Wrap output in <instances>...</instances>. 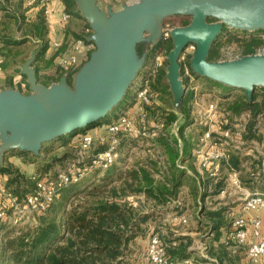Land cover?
Instances as JSON below:
<instances>
[{
	"label": "trees",
	"instance_id": "trees-1",
	"mask_svg": "<svg viewBox=\"0 0 264 264\" xmlns=\"http://www.w3.org/2000/svg\"><path fill=\"white\" fill-rule=\"evenodd\" d=\"M5 1L8 2L9 0ZM61 1L65 6V14L68 17L80 18L75 0ZM11 2L15 3L14 9L4 5L5 13L8 14L7 17H11L13 24L22 32L21 34H23V31L25 32L23 34L24 38L28 37V33L31 32L37 38V41L42 43L40 51L36 54V61H38L42 55L44 56L48 48L43 9L38 4L32 6H37L39 7L38 11L40 10L32 20L27 14L28 9L32 7L25 8L22 0H10L9 3ZM213 21L212 19L207 20L209 23ZM188 24L189 21L187 20L183 26H187ZM222 31H225V29ZM89 33L90 25L85 22L82 32L74 34L72 40L73 42L80 40L83 43L92 44L93 42L89 43L86 38ZM68 42L69 40H64L56 55L66 50ZM24 44L23 40L16 41L12 36H5L0 33V58L3 59L0 71H5L7 67L8 60H6V54L19 55L22 52L19 48H22ZM226 44H235L237 46L238 50H240L239 58L257 54L264 47V32L248 34L226 32L224 35L220 33L210 47L207 61H218L220 59V48ZM13 47L18 49H15L13 52ZM172 48L171 40H165L161 44H158V47L154 51H156L155 53L165 51L168 54ZM90 54H88V59ZM167 63L168 61L165 60V64ZM186 64L189 73L197 76L191 70L188 58ZM58 68L60 69V74H57L55 78L45 79L44 82L39 80L38 82L46 86L57 82L64 70L62 66H58ZM183 69L181 65L182 75L184 73ZM35 72L36 74L38 73L37 69H35ZM69 75L68 77L66 76L68 82L71 79ZM204 80L209 86L213 87L212 91L206 90V93H216L214 88L223 92L222 94L219 93L221 96L217 97L221 99L220 105L229 117L241 116L243 114L248 115L247 121L244 124L242 138L246 142L255 139L257 142L264 140L258 134V127L256 126L257 117L260 114H264V87L254 86L251 97L248 99L242 89H235L205 77ZM186 81L187 79H185V84ZM133 82L138 83L140 87L147 86L150 93L154 91L156 97L160 99H163V96H160L161 94H171L165 70L159 71L156 67L143 70L140 79ZM22 84L28 86L25 76H22L19 81L20 88ZM128 92L129 89L126 91L125 96ZM196 95L194 89H187L181 97L180 110L187 122L190 119L191 104ZM150 99L148 104L141 103L143 113L148 112V106L151 105ZM135 104L136 100L134 99L124 107H118L114 111L115 115L105 122L99 121L90 129L60 136L54 139L52 143L59 141L64 146H69L74 137H78L76 142H78V147L80 148L81 139L88 131L93 130L97 126L102 127L105 125V130L108 132V126L116 123L122 116L121 113L119 115L118 113L125 111ZM153 119L155 124H162V129L168 130L175 123L177 116L173 112L166 113L165 115L161 113ZM185 128L186 126H181L178 130V137L182 143V153L179 152V141L177 138L171 137L170 142L165 139L161 140L167 156V167L165 169H158L160 177L158 179H154L150 171L142 167L140 163H134L133 168L129 170L128 167H122L121 165L124 162H128V153L123 152L124 154H121L122 151H126L124 149L128 150V148H124L122 144L115 150L118 158L113 164L107 167L94 166L93 161L109 149L107 145H101L95 151L94 157L87 164L77 166L82 171L86 167L89 169H87L80 180L58 186L55 196L46 209L35 216L36 225L6 231L7 228L0 222V264H132L124 261L125 255L132 251L129 250V245H134L138 238H145L148 234L147 243L152 235L158 236L162 241L167 263L184 264L188 260L191 264H212L210 259L213 258L194 259L192 257L194 252L190 249L192 246L191 237L184 235L170 237L169 239L168 237H162L157 228L151 230V224L160 219V217H156V212L144 214L140 211L141 206H132L124 200L127 193H136L144 195V197L153 202V207L158 208L166 207L172 200H176L177 194L184 187L189 188V194L194 199H197V197L203 199L205 197L203 194L210 196L220 192L222 189L221 182L215 184L214 178L207 176L208 178H206L204 184L200 182L199 176L196 174L191 175L187 173V168L177 167L178 161L183 163L193 159L190 154L186 155V153H191L194 147H196L194 141L208 131L207 126L199 127L189 132ZM113 136L123 139L131 138L122 132L113 134ZM133 143L134 146L136 141ZM46 151L49 153L51 149ZM31 153L23 152L19 155L28 164L31 163L28 160L29 157L30 159L32 157V161L35 159V156ZM63 159L57 158L53 161L62 162ZM251 159V156L243 155L241 151H234L231 153L229 160L227 162L223 161L222 165L223 168L239 170L242 169L241 165L243 163ZM52 166V163H43L41 168L38 167L36 169L35 174L28 176L20 169L0 165V175L7 177L4 180L2 179L4 188L19 199H23L33 193L37 181L43 180L58 183L59 175L62 173H57L51 177L49 172H51ZM250 168L255 169V162H252ZM69 170L70 166L66 167L64 174H68ZM242 170L244 171V169ZM89 172L90 174H88ZM100 173H103L101 177L98 176ZM246 173L249 178V173ZM200 184L205 185L207 188L214 187V191L207 194L203 193V189L201 190L199 187ZM198 210H200L202 215L201 218L207 221L208 226L210 225L209 228L213 232H219L222 228H225V215L229 213V207L211 211L202 209L199 206ZM146 249L147 245L143 251L144 257ZM213 255L219 257H217L219 260L218 264H249L245 260L243 250L228 252L225 248H221L219 253H214ZM147 264L149 263L147 262Z\"/></svg>",
	"mask_w": 264,
	"mask_h": 264
},
{
	"label": "water",
	"instance_id": "water-1",
	"mask_svg": "<svg viewBox=\"0 0 264 264\" xmlns=\"http://www.w3.org/2000/svg\"><path fill=\"white\" fill-rule=\"evenodd\" d=\"M93 1L79 4L82 17L94 28L88 38L94 50L73 84H67L65 75L59 84L49 87L38 82L32 65L40 43L21 69L29 94L12 89L0 92V160L10 150L38 155L44 143L90 129L110 113L136 78L138 44L149 35L150 46H156L160 22L171 16L190 18L187 26L170 31L173 48L167 56L166 77L174 96L184 94L177 61L191 43L196 46L190 61L194 74L242 89L248 99L254 86L264 87V56L253 54L227 63L207 61L210 47L223 29L264 30V0L240 4L226 0H138L108 16L98 12ZM208 19L214 21L209 23ZM61 101V107L52 110Z\"/></svg>",
	"mask_w": 264,
	"mask_h": 264
},
{
	"label": "rangeland",
	"instance_id": "rangeland-1",
	"mask_svg": "<svg viewBox=\"0 0 264 264\" xmlns=\"http://www.w3.org/2000/svg\"><path fill=\"white\" fill-rule=\"evenodd\" d=\"M138 0H126L127 5L133 4L134 2H137ZM230 3L240 4L244 3L247 0H226ZM5 0H0V33L4 34L5 36H12L14 40L21 41L23 40L25 42L24 46L22 48H19V50H22V52L17 55L13 56L6 54V60H8L7 67L5 68V71H0V92L5 91L8 89H12L15 91H19L23 94H28V86L25 84V91L22 92L21 88L19 87V81H14L12 79L14 76H17L21 74V69L25 62H27L34 54L36 50L40 48V41H37V38L34 37L31 32L28 33V37H23L22 32L17 29L16 25L13 24L11 17H7L8 14L5 12V6L10 8L14 7V2L9 3ZM5 5V6H4ZM163 19V18H162ZM187 20L190 22V18L182 17V16H171L168 17L160 22L161 30L159 31L160 35V41L158 44H161L164 39H162L163 33L168 30L171 31L175 28H183V24L187 22ZM82 21V20H81ZM85 21V19H84ZM86 22V21H85ZM83 22L80 23V26ZM264 32V30H261ZM256 31V32H261ZM227 31H222L221 34H226ZM158 32H156L157 35ZM230 33H246L248 32H236L232 31ZM147 35V34H146ZM47 38V37H46ZM171 40L170 38L168 39ZM151 38L148 35V38H145L140 44L137 46V60L138 64L136 65L134 69V78L135 80L140 79L142 71L145 69H149L151 67H156L159 71L165 70L167 74V68L168 63L165 64V60H167L168 54L165 53V51H161V53H155V48L158 47V44L156 47L154 45L150 46ZM15 49H18L16 47H13V52ZM196 49V46H194V49L191 51H185V53H181L178 57V65L179 67V81L182 83L184 87V92L187 89H194L196 92V96L193 99V103L191 104L190 109V119L187 122L181 113L180 110V102L179 99L181 96H174L173 92L170 90V95L161 94L160 96H163V99H160L156 97L155 92H151L148 96V98H151V105L148 106V112L143 113V107L141 106L142 103V97H138L136 95L137 90L139 89L140 85L138 86V83L132 82V84L128 87L129 92L126 94L125 97L122 98V100L116 105L113 110L106 114L107 116H104L100 121L105 122L109 118L113 117L115 115V110L118 107H124L126 104L131 103L134 99L136 100V104L129 107L125 111H121L118 113V115L121 113L122 116L119 120L124 119L125 120V126L129 127L127 129L130 130H122L121 132L124 134H127L131 138L123 139L121 137L113 136V134L108 133L105 128L106 126H97L91 131H88L86 135L90 136L92 138V143L87 150H81L78 147V142H76L78 137H74L71 144L68 146H64L61 142L55 141L52 143L46 142L44 143L40 150L38 155H34L35 159L32 161V157L29 162L31 163H25V159H23L19 154L23 153L19 150H10L3 154L1 157V164L2 166H11L15 169H20L23 173H25L24 170L21 168L28 167L30 165H34V171L33 174L36 173V169L39 167L41 168L43 166V163H52V169L51 172H49L50 176L53 177L57 173L64 174V171L66 167L71 166L74 164L77 166H80L82 164H87L91 158L94 157L95 151H97L101 145H107L108 148H112L113 152L119 148L120 144L124 145V149L126 151H122L121 154L128 153V162H124L122 167H128L129 169L133 168L134 163H140L142 167L146 168L148 171H150L152 177L154 179H158V169H165L167 167L166 161L167 156L166 152L164 150V146L161 143L162 139H165L166 141L170 142L171 137L177 138L179 141V152L182 153V143L179 140L178 137V130L181 126H186L185 129L189 131H193L199 127L207 126L208 130L216 131V133H212V136L215 138L214 140H221L223 137L220 135V132H222L224 129L231 127L232 133H235L236 129L235 126L233 128V124L239 125L238 129L243 130L244 124L247 121L248 117H242V116H234L229 117L227 113L222 109L223 107L220 105L221 99H219L217 96H221L223 92L217 88L215 89L216 93H206L205 91H212L213 87L209 86L206 81L204 80V77L202 76H195L189 73L186 61L187 58L189 59V63L192 59L193 53ZM157 50V49H156ZM185 50V49H184ZM148 53V54H147ZM147 54L146 58L145 55ZM240 54V50H238L237 46L235 44L231 45H224L222 48H220V59L218 60L221 63H227L234 61L238 59ZM258 55L264 56V47H262ZM144 58L146 59L144 62ZM36 60V55H35ZM144 62V64H142ZM43 64V62H42ZM44 65V64H43ZM181 65L184 68L183 75L181 74ZM53 67H55L53 65ZM75 67V66H74ZM72 68H64L63 73L61 74L63 77L72 76L76 69ZM11 70L9 74H11L10 79L8 77H5L6 70ZM7 73V72H6ZM36 73V72H35ZM57 74H60V69L58 67H55L53 69L52 75L53 78L56 77ZM22 75V74H21ZM25 76V75H22ZM66 77V79H67ZM50 78V77H49ZM5 79L7 82H5ZM26 79V77H25ZM185 79H187L185 84ZM21 80V79H19ZM45 78H41L40 81L44 82ZM134 80V81H135ZM5 83H7L5 85ZM8 85H10L8 88ZM23 89V88H22ZM23 89V90H24ZM127 89V90H128ZM201 92V93H200ZM218 92V93H217ZM220 93V94H219ZM231 93V92H230ZM233 93V91H232ZM65 96V95H64ZM172 97V98H171ZM217 97V98H216ZM62 101L58 104H55L52 108V110L57 109L58 107H61ZM153 104V105H152ZM214 105L215 109H210V106ZM170 112H173L177 119L173 126L170 129H162V127H156L158 124L154 123V119L158 115L162 114H168ZM147 113V114H146ZM148 117V118H147ZM258 127V134L262 136V139H264V114H260L257 117V125ZM124 128V127H123ZM81 131V130H78ZM230 132V136H231ZM187 134V133H186ZM234 134L231 136L233 137ZM195 138V137H194ZM201 137L196 139L195 144L197 146L198 141ZM133 139L136 141L135 145L133 146ZM123 142L121 143V141ZM194 140V139H193ZM253 143H259L255 140L248 141L243 145V149L245 150V147L249 144ZM51 149L49 153H47L46 150ZM55 149V150H54ZM227 149L229 150L230 147ZM197 147H194V149L191 151V153H186V155H191L193 157L192 160L186 161V162H177L178 168H187V173L194 175L196 174L199 176L200 182H203L205 184L206 178H208L207 171L205 168H203L201 164V154L197 157ZM57 158L63 159L62 162L53 161ZM114 158V157H113ZM118 157H115L113 159L112 164L115 162V160ZM33 162V163H32ZM78 168V167H77ZM88 167L83 169L82 172H86ZM89 170V169H88ZM220 176L214 178V183L221 182L222 188L226 184V178H227V170L226 168H222L220 172ZM26 174V173H25ZM90 174V172L88 173ZM186 174V173H185ZM103 173H100L98 176H102ZM6 176L0 175V179H6ZM99 178V177H98ZM212 178V177H209ZM203 186V187H202ZM200 189H203V193H211L214 191V187L207 188L205 185L200 184ZM226 193L207 196L203 194L205 197L194 199L189 194V188L184 187L182 188L179 193L177 194L176 200H172L166 207H153L154 204L151 200L144 197V195H139L136 193H127L124 200L128 202L130 205L134 206H141L140 211L144 214H151L152 212L156 214V217H160V219H157L155 222L151 224V230H154V228H157L160 231V235L164 238L168 239L170 237H178V236H189L192 238V246L191 250L194 252L192 257L194 259L203 258V256L208 258H213L219 262L217 259L218 256H214V253H219V250L222 248H225L230 251L228 247V234L230 232L231 223L233 221V214L231 207L234 206V204H237L238 201L235 198H232L230 195L236 194L237 190L234 188H230L227 186ZM230 194H229V193ZM239 198V196H237ZM120 200V199H118ZM198 205H197V204ZM201 206L202 209L206 210H219L221 208L229 207V213H226L225 215V228H222L219 232H213L208 226L207 221L205 219L201 218L202 215L200 213V210H198V207ZM180 217L185 218V222H181L179 220ZM198 218V219H197ZM36 221L32 223L29 226L36 225ZM7 229L6 231L11 230L10 225H7L6 223L3 224ZM1 232V231H0ZM149 235V234H148ZM148 235L143 238L140 237L136 240V243L134 245H129V250H132L128 252L125 257L124 261L128 263H136V264H147L145 257L143 256V251L147 245V237ZM219 258V257H218ZM168 264H174L169 262Z\"/></svg>",
	"mask_w": 264,
	"mask_h": 264
},
{
	"label": "built area",
	"instance_id": "built-area-1",
	"mask_svg": "<svg viewBox=\"0 0 264 264\" xmlns=\"http://www.w3.org/2000/svg\"><path fill=\"white\" fill-rule=\"evenodd\" d=\"M50 0H25V6L30 8L35 4H38L43 9V13L46 16L49 12L48 3ZM68 15H63V20H67ZM170 38V31L166 30L162 39L168 40ZM76 45L83 44L78 40ZM194 44H189L185 51H191L194 49ZM55 49L60 48L58 44H54ZM3 59L0 58V65ZM77 64L75 56H60V65L63 68H72ZM21 88H25V84L21 85ZM150 90L147 86H141L137 90L136 95L142 97V103H149L148 96ZM210 109H215L214 105L210 106ZM242 117H248L243 114ZM120 119V118H119ZM108 126V132L110 134H116L129 127L125 126V120H119ZM162 127V124L156 127ZM237 128L235 133H232L231 127L224 129L220 132L223 139L214 140L210 129L201 136L197 144V157L201 154V166L207 171L208 177L216 178L220 176V172L223 168L222 162L228 161L231 153L234 151H241L242 154L251 156L253 160L257 161V167L255 169H248L250 178L256 184H259L261 190L255 192H249L242 188L240 180V171L237 169L226 168L227 178L225 186L220 190V194L226 193V188H234L241 192L240 201V213L233 217L231 223L230 232L228 234V246L231 251L243 250L245 260L249 264H264V140L259 143H253L247 145L245 150L243 145L246 141L242 138L243 130L238 129L239 125L233 124V128ZM124 127V128H123ZM231 136L234 134L233 137ZM92 143V138L88 135H84L81 139V150H87ZM227 147L230 149L228 150ZM109 148L105 153L100 154L95 161L94 166L107 167L112 164L113 159L117 157V154ZM114 157V158H113ZM84 172L79 170L75 165L70 166L68 174H60L59 182L52 181H37L35 189L32 194H29L23 199H19L11 192L4 188L3 180L0 179V222L10 225L11 229H20L25 226H29L35 222V216L44 211L48 204L55 196L58 186L62 184L73 183L82 178ZM181 222H185V218L180 217ZM204 259H210L203 256ZM145 259L149 264H168L165 259L164 245L160 238L156 235H152L147 243ZM212 264H218L215 259H210ZM184 264H191L190 261H185Z\"/></svg>",
	"mask_w": 264,
	"mask_h": 264
},
{
	"label": "crops",
	"instance_id": "crops-1",
	"mask_svg": "<svg viewBox=\"0 0 264 264\" xmlns=\"http://www.w3.org/2000/svg\"><path fill=\"white\" fill-rule=\"evenodd\" d=\"M22 1L25 5V0H22ZM83 1L84 0H75L77 10L80 14V18L69 17L67 20H63V15H65V6L62 3V1L61 0H50L49 1V3H48L49 12L46 16L44 15L45 16V21H44L45 22V28L47 30L46 40H47L48 48L45 51L44 56L42 55V57L38 61L35 60L34 64L32 65V68L34 70L37 69V71H38L37 74L35 73L38 81L41 80V78H45V79H48L49 77L53 78V76H50V75H52L53 69L55 67L61 66L60 65V56H66V57L67 56H75L77 59V64L74 67L76 69V71L71 76L70 81L69 82L66 81L68 85L73 84V82L75 81L76 74L79 73V71L87 63L88 54L93 51L94 44L93 43L92 44L83 43L81 45H76V43L73 42V40H72V38H73L72 36L74 34H80L82 32L84 25H85V21H84V18L82 17L81 10L79 9V4L83 3ZM93 5L98 12L108 16V14L115 13V12L121 10L123 7L127 6V3H126V0H94ZM25 8H27V7L25 6ZM38 9H39V7H37V6L28 9L27 14L30 16V19L33 20L35 18V16L40 11V10L38 11ZM81 22H83V24H82L83 26H80ZM93 32H94V28H90V33L86 37L87 41L89 43H91V41H89L88 38L93 35ZM65 39L69 40L68 47L66 48L65 51L56 55L57 49H55L53 47V45L58 44L59 46H62ZM53 57H55V58L52 60ZM42 62L44 65L42 64ZM53 65L55 67H53ZM6 72H5V77H8V79H10L11 74H9V73L11 72V70L10 69L6 70ZM21 78H22V75L19 74L17 76H14L12 79H14V81H20L19 79H21ZM61 78H62V76L60 77V79ZM60 79L55 83H50L48 85V87L51 86L52 84H54V85L59 84ZM5 82H7L6 79H5ZM39 83L42 84L41 82H39ZM6 84L7 83H5V85ZM9 86L10 85H8V88H10ZM23 91H25V89L24 90L22 89V92ZM23 94H24V92H23ZM25 95H27V94H25ZM243 155H245V154H243ZM252 162H255V168H256L258 162L253 160V158H252L248 162H245L241 165V168L244 169V171L242 169H239V171H240L239 176H240L242 188L246 191L251 192V193L261 190L260 185L254 183L250 177L248 178L247 173H246V172H248V169H250ZM21 169L24 170L28 176H32L33 171H34V165L32 164L28 167H23ZM234 193H236V194H233L230 196L232 198H235L238 201V203L234 204V206L231 207V209L233 211L232 213L233 214L235 213V215L233 217L237 216L240 213L239 198L241 195V192H239L238 190ZM237 196H239V198ZM230 251H231V249H230ZM232 252H234V251H232Z\"/></svg>",
	"mask_w": 264,
	"mask_h": 264
},
{
	"label": "bare ground",
	"instance_id": "bare-ground-1",
	"mask_svg": "<svg viewBox=\"0 0 264 264\" xmlns=\"http://www.w3.org/2000/svg\"><path fill=\"white\" fill-rule=\"evenodd\" d=\"M107 116V115H106Z\"/></svg>",
	"mask_w": 264,
	"mask_h": 264
}]
</instances>
